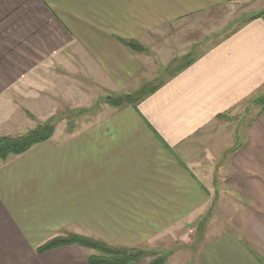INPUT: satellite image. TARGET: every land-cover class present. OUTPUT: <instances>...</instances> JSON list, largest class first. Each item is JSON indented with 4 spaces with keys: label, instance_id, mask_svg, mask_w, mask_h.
Segmentation results:
<instances>
[{
    "label": "crops",
    "instance_id": "1",
    "mask_svg": "<svg viewBox=\"0 0 264 264\" xmlns=\"http://www.w3.org/2000/svg\"><path fill=\"white\" fill-rule=\"evenodd\" d=\"M235 2L251 0H0V137L54 129L0 160V264H88L77 245L36 252L70 234L163 264H264V17L136 107L105 102L154 79L166 28Z\"/></svg>",
    "mask_w": 264,
    "mask_h": 264
},
{
    "label": "rangeland",
    "instance_id": "2",
    "mask_svg": "<svg viewBox=\"0 0 264 264\" xmlns=\"http://www.w3.org/2000/svg\"><path fill=\"white\" fill-rule=\"evenodd\" d=\"M259 14H263L264 17V0H251L249 3L235 2L202 12L166 28L159 41H157L158 45L156 48L166 52L168 59L169 57L170 59L174 56L177 57L166 62L165 54L162 57L155 54L154 59L156 61L153 64L156 75L150 83L157 84L166 80L169 77V73L182 65V59L185 56L190 55L194 58L198 54L205 52L221 38L235 30L239 24ZM162 59L164 60L161 61ZM168 67L169 73L165 70ZM114 97L119 96L109 95L104 101L108 103V100ZM97 108L98 105L96 104L89 110L68 111L66 114L69 119V121L67 120V131L72 132L77 127L75 125L73 127V124L78 117L87 116L92 118L93 115H96L95 112L99 111ZM254 111L252 110V112Z\"/></svg>",
    "mask_w": 264,
    "mask_h": 264
},
{
    "label": "trees",
    "instance_id": "3",
    "mask_svg": "<svg viewBox=\"0 0 264 264\" xmlns=\"http://www.w3.org/2000/svg\"><path fill=\"white\" fill-rule=\"evenodd\" d=\"M261 17H263V14L253 16L250 19ZM124 44L135 52H144L145 50L141 45L134 41L124 42ZM194 60L195 58L187 55L182 59V65L175 68L173 72L169 73V67L165 70L169 73V77L174 76L179 71L191 65ZM162 84L163 81L157 84H152L150 82L146 83L133 93L120 95L119 97L109 99L108 104L115 108L123 105L136 107L141 101L159 89ZM255 102H257V104L261 106V110L264 111V96ZM53 130V126L47 123L42 126H38L23 136L0 137V160L5 161L9 157L20 156L29 151L34 146L48 141L53 134ZM69 245H77L79 247L93 251L94 253L88 256L86 259L88 264H133L147 257L154 258L150 264L164 263V258L156 257V253L154 252L111 246L95 239L72 234L62 237H55L36 248V252L41 254Z\"/></svg>",
    "mask_w": 264,
    "mask_h": 264
}]
</instances>
